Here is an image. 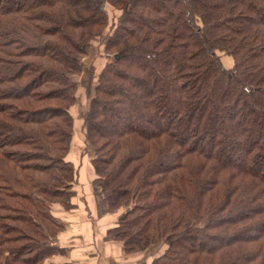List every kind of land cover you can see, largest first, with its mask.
I'll list each match as a JSON object with an SVG mask.
<instances>
[{
    "label": "trees",
    "instance_id": "16d2710c",
    "mask_svg": "<svg viewBox=\"0 0 264 264\" xmlns=\"http://www.w3.org/2000/svg\"><path fill=\"white\" fill-rule=\"evenodd\" d=\"M84 166L125 255L264 264V0H0V264L62 254Z\"/></svg>",
    "mask_w": 264,
    "mask_h": 264
},
{
    "label": "crops",
    "instance_id": "0c3cea01",
    "mask_svg": "<svg viewBox=\"0 0 264 264\" xmlns=\"http://www.w3.org/2000/svg\"><path fill=\"white\" fill-rule=\"evenodd\" d=\"M85 171V174H87L88 171L91 173L88 166H85ZM86 178H88V176H86ZM82 192L84 194V200L81 199L77 192L75 202L77 208L72 211L71 214H59L65 222V230L60 234L59 238L55 240L54 244L56 247L63 249V251L62 254L51 259V263L119 264L116 259L120 256L126 259L136 256L125 255L124 251L117 247L115 243L113 244L110 242V245H108L107 242L104 241L107 240L106 237L103 236L104 234L102 232L99 233L101 227L104 229V225L111 220H115L118 214L116 213L112 216H108L107 213L103 212V209L101 210L102 213H100L99 203L102 199L97 193L101 191L98 190L95 194L94 192L88 194L84 189ZM82 223L86 226V229L89 230V235L86 238L88 242L86 243L82 241L83 233L86 231ZM88 256L90 257L88 258ZM123 261L125 260L123 259Z\"/></svg>",
    "mask_w": 264,
    "mask_h": 264
},
{
    "label": "rangeland",
    "instance_id": "374dc122",
    "mask_svg": "<svg viewBox=\"0 0 264 264\" xmlns=\"http://www.w3.org/2000/svg\"><path fill=\"white\" fill-rule=\"evenodd\" d=\"M110 12H111L110 18H111V20H113L116 13L114 11H111V10H110ZM101 42H103V41L95 42L93 44L96 47H94L93 50L91 51V55L88 56L84 60V67L86 69H91V67H96L97 72H99L100 70H102L103 67L105 68V65L109 61H111V59L109 57H106L107 55L102 51ZM79 81H81V84H80L81 89H80V94H79L81 98L79 99L78 106L75 107V114L80 119L82 111L87 109L85 106L86 101L84 102V96H85V94H83L84 87L82 85L87 84L89 81L87 80L85 75H82L79 78ZM81 145H82V142L75 144V146L72 147V153L70 156L71 161L75 163L77 168H79L81 166V165H79L80 155H82L85 151V144L83 143V145L82 146ZM78 146H80V148ZM85 173H86V171H85V166H84L83 168L80 169V174L78 175V178H79L78 184H81V185H77L75 188L82 200H84V194L82 192V191H84V189L88 194H90L91 192H94V194H95L98 190H100L99 188L96 189L92 186V182L94 179V178H92L93 172L90 173V171H88L87 174H85ZM84 174H85V176H84ZM86 176H88V178H86ZM100 193L98 192L97 195H99V197H101V199L103 201V196ZM102 201H100V203H99V205H100L99 210H100V213H102L101 210L103 209V212L106 213L105 207H103L104 204L102 203ZM101 206H102V208H101ZM59 210H61V209L58 207L54 210V214L56 215V217H57V215H59V213H63V212H59ZM82 226L85 227V230H86L83 233L82 241L84 243H86V242H88V240L86 238L89 235V230L86 229V226H84L83 223H82ZM102 229H103V227H101L99 233L100 232L103 233ZM103 234H104L103 236H105V233H103ZM104 241H106L107 244L110 245V242H108V240H104ZM117 247H119V246L117 245ZM166 248L167 247L163 244H161V246L156 245V247L150 251L149 250L145 251L144 253H142L140 255L133 256L129 259L122 258L120 256L118 259H116V261H118L119 264H151L157 258V256H159L165 252ZM89 257L90 256H88V258ZM123 259L125 261H123Z\"/></svg>",
    "mask_w": 264,
    "mask_h": 264
}]
</instances>
